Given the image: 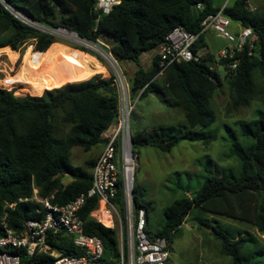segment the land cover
Here are the masks:
<instances>
[{
  "label": "trees",
  "instance_id": "16d2710c",
  "mask_svg": "<svg viewBox=\"0 0 264 264\" xmlns=\"http://www.w3.org/2000/svg\"><path fill=\"white\" fill-rule=\"evenodd\" d=\"M117 1L107 13H102L95 7L96 0H0V52L17 51L26 41L33 40V53L43 55L51 43L60 40L44 29H65L74 32L79 40L94 43L99 38H110L108 52L136 66L129 85L132 97L153 92L164 101L166 92L169 93L174 99L172 104L181 108L190 128L185 133L167 126L155 127L151 132H131L130 147L134 156L141 146L169 151L181 140L205 143L212 139V135L200 132L216 120L210 101L221 79L216 69H209L211 63L224 68L233 106L248 104L257 91V81L258 90L264 95V0L225 1L222 13L231 21L249 27L254 42L250 55L246 48L234 53L237 60L234 70L225 66L224 59L216 62L206 49L201 60L172 63L159 75H156L158 55L154 54L147 69L141 67L140 55L156 49L175 27L197 33L200 21L223 4H216L215 0ZM193 6H199L194 20L191 18ZM201 47H207V43L199 34L193 49ZM75 48L87 52L82 45ZM103 75L66 81L34 96H16L11 90L0 87V236L4 225L18 231L26 218L41 216L36 212L41 205L32 199L33 189L39 198L53 194V202L64 204L90 186L91 170L97 157L85 160L83 165L72 164L69 157L73 147L88 152L102 144L101 132L118 116L119 98L113 74ZM159 76L160 83L156 81ZM19 92L23 93L21 89ZM237 125V136L228 152L236 157L239 173L208 175L192 194H187L181 186L180 195L163 208L160 228L154 232L146 230L148 236L165 238L169 247L174 232L192 207L249 222L264 234V118ZM64 176L70 178L66 183L62 181ZM118 185L120 188V178ZM119 188L113 199L117 207L121 201ZM143 195L140 187L132 186L134 210L144 207L147 214L152 203L144 200ZM95 204V198H90L80 210L84 232L100 238L105 256L115 259V231L88 215ZM214 231L220 238L221 253L228 255L232 264H249L240 253L247 241L242 233L231 239ZM51 245L61 247L63 253H78L65 236ZM6 250L19 255L20 264L49 260L45 255L27 256L16 248Z\"/></svg>",
  "mask_w": 264,
  "mask_h": 264
},
{
  "label": "rangeland",
  "instance_id": "374dc122",
  "mask_svg": "<svg viewBox=\"0 0 264 264\" xmlns=\"http://www.w3.org/2000/svg\"><path fill=\"white\" fill-rule=\"evenodd\" d=\"M225 1L215 0V3L222 5ZM14 13L24 19L20 13ZM28 23L35 25L30 21ZM235 23L232 21L229 25L231 31L236 29ZM204 36L207 44L211 45L210 50L208 47L205 50L212 55L216 53V47L224 45L222 39L211 33L207 32ZM58 39L60 40L51 43L43 55L33 53V40L26 41L17 51L0 52V87L11 90L16 96L41 95L44 89L59 86L66 81L84 80L94 75H103L104 71L103 76H107L108 73L113 74L118 70L124 76L129 97L134 102L128 117L129 133L134 128L151 132L158 125L174 127L179 133L190 130L183 111L172 104L174 99L169 93L166 92L164 101L153 92L141 97L138 93L137 98L134 96L135 99L132 97L129 85L136 66L116 59L108 52L107 47L112 43L110 38H99L95 43L70 36H60ZM75 45H82L87 52L75 48ZM146 54L148 53L141 57V67L144 69L149 68L154 56L153 54L149 57ZM211 64L221 79V84L216 87L210 101L216 120L200 132L212 135V139L205 143L200 140H181L169 151L154 146H141L138 148V158L132 154L131 189L137 185L144 193L143 199L152 203V208L147 212L145 228L148 231L154 232L160 228L163 223L162 210L180 195L181 186L187 194H192L208 175H237L238 161L228 152L229 145L235 142L234 136H237V124L254 118H264V95L258 90L259 82L256 83L257 91L247 105L233 106L223 67ZM156 81L160 83L161 76ZM97 147L89 152L78 147L71 148L70 162L83 165L85 160L94 156ZM118 170L121 179L120 165ZM69 180L68 176L62 178L64 183ZM119 190L121 201L116 208L123 220L122 184ZM214 229L231 239L242 233L247 241L241 249V255L249 264H264V234L254 225L224 215L210 214L199 207H192L174 232L169 244L170 264H232L230 257L221 253L220 238Z\"/></svg>",
  "mask_w": 264,
  "mask_h": 264
},
{
  "label": "built area",
  "instance_id": "2783aa9c",
  "mask_svg": "<svg viewBox=\"0 0 264 264\" xmlns=\"http://www.w3.org/2000/svg\"><path fill=\"white\" fill-rule=\"evenodd\" d=\"M117 2L96 0L95 7L102 13H107ZM224 4L218 11L208 14L200 21L197 33L178 26L165 36V40L155 49L159 67L156 75L161 74L172 63L201 60L205 47L196 50L193 47L198 35L204 36L207 32L223 40L224 45L216 51L214 59L216 62L226 60L225 66L229 70L236 68L235 52L246 48L248 55L252 53L254 42L251 29L236 22V29L231 31L229 25L232 21L222 13ZM44 30L56 36L59 34L75 37L65 29ZM75 38L79 40L78 37ZM209 69L214 68L210 66ZM113 81L119 98V112L115 122L101 132L103 148L93 164L90 186L64 204L53 202V194L39 198L36 189H33L32 199L41 205V208L36 210L41 216L26 218L18 231L4 225V233L0 236V264H20L19 255L7 251L6 248L23 250L31 257L45 255L49 258L39 264H170L169 247L165 238H152L146 233L147 217L144 207L133 210L131 184L129 187L127 184L126 156L129 153L133 165L132 152L129 148L128 117L134 102L129 97L128 84L120 71L116 70L113 73ZM137 96L138 94L135 98ZM118 165L123 189V220L113 201L119 188ZM90 198H95L96 204L89 211V217L115 231L117 241L115 259L105 256L100 238L84 232L80 210ZM63 236L69 238L78 253H63L61 247L57 249L51 245L52 242H57V238Z\"/></svg>",
  "mask_w": 264,
  "mask_h": 264
},
{
  "label": "crops",
  "instance_id": "0c3cea01",
  "mask_svg": "<svg viewBox=\"0 0 264 264\" xmlns=\"http://www.w3.org/2000/svg\"><path fill=\"white\" fill-rule=\"evenodd\" d=\"M207 43V42H206ZM211 46V45H210ZM210 46L207 44V47H208V49L210 50ZM221 46H223V45H221ZM221 46H219V47H216L215 49V52L221 47ZM146 52H144V53H142L141 55H140V65H141V57H143V55L145 54ZM148 54H146V55H148L149 57L151 56V55H153V54H156V50L154 49V50H152V51H148L147 52ZM124 61V60H123ZM127 63H129L128 61H126ZM150 64H151V62H150ZM150 66V65H149ZM80 81V80H79ZM158 126H160V125H158ZM157 126V127H158ZM153 128H155V127H153ZM135 131H142V130H139V129H137V128H134V129H132L131 130V132H135ZM96 146H98L97 148H95L97 151L95 152V154H94V156L92 157V158H96L99 154H100V152H101V150H102V148H103V143L102 144H98V145H96ZM96 146H94V147H96ZM93 147V148H94ZM79 149H81L80 147H78ZM92 148V149H93ZM92 149L90 150V151H92ZM78 150V149H77ZM89 152V151H88ZM137 158H138V155H137ZM146 217H147V214H146Z\"/></svg>",
  "mask_w": 264,
  "mask_h": 264
},
{
  "label": "bare ground",
  "instance_id": "6f19581e",
  "mask_svg": "<svg viewBox=\"0 0 264 264\" xmlns=\"http://www.w3.org/2000/svg\"><path fill=\"white\" fill-rule=\"evenodd\" d=\"M126 160H127V166H126V170H127V184H128V187L130 186V182H131V178H132V168H133V165H132V159L130 158V155L129 153L127 154L126 156Z\"/></svg>",
  "mask_w": 264,
  "mask_h": 264
},
{
  "label": "water",
  "instance_id": "95a60500",
  "mask_svg": "<svg viewBox=\"0 0 264 264\" xmlns=\"http://www.w3.org/2000/svg\"><path fill=\"white\" fill-rule=\"evenodd\" d=\"M198 13H199V8L193 6V7L191 8V18H192V20L196 19ZM67 31H68V30H67ZM68 32H71V31H68ZM71 33H73L74 36L77 37L76 34H75L74 32H71ZM58 36H60V35L58 34ZM129 148H130V150H131V147H130V141H129ZM130 193H131V188H130Z\"/></svg>",
  "mask_w": 264,
  "mask_h": 264
}]
</instances>
